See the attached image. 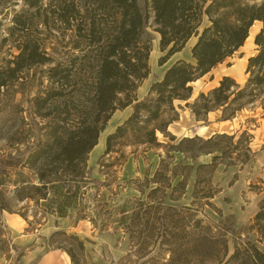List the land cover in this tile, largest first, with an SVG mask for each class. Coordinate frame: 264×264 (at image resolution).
I'll use <instances>...</instances> for the list:
<instances>
[{
	"label": "rangeland",
	"instance_id": "obj_1",
	"mask_svg": "<svg viewBox=\"0 0 264 264\" xmlns=\"http://www.w3.org/2000/svg\"><path fill=\"white\" fill-rule=\"evenodd\" d=\"M70 1L0 0V68L13 59L18 53L17 46L27 39L38 42L40 50L53 61L67 60L87 51L88 44L77 42L73 29H68L57 19V10L67 8ZM95 9L91 14L97 15L96 19L105 18L107 22L116 13L113 7ZM258 26L261 23H254L250 28L251 45L247 41L231 57L191 84L192 99L173 101L177 119L168 125L166 132L175 140L156 130L155 141L148 143L147 130L154 123L169 120L172 112L164 109L158 121L146 123V113L140 110L138 119L113 140L111 150L106 152V137L126 121L135 105L133 102L117 109L87 155L86 164L91 168V176L79 179L78 199L64 216L52 209L47 212L41 200L15 201L12 194L11 213L4 211L1 215L9 240L0 239V264H34L42 252L54 248L68 251L72 264H229L217 260L224 249V240L231 249L233 242H239L237 236H245L243 231L252 223L256 213L247 217L261 204L264 206V99L259 98L254 104L247 105L237 118L241 128H245L242 130L251 137L253 158L242 166L243 170H238V165L226 170L223 163L209 175L204 170L203 179L195 189L196 197L206 192V181L209 180V184L219 190L210 199L211 204L222 211V217L233 215L234 223L203 204L204 199L186 207L188 205L182 203L183 190L180 187L173 191L167 188V170L184 173L187 169L182 164L189 163L179 153L170 158L167 151L168 146L184 137L202 134L201 126L206 125L199 121H205V116L197 119L186 103L193 102L201 92L207 94L212 89L210 86L225 75L241 86L245 84L247 56L252 48L255 51L253 33L258 32ZM146 35L151 48L149 75L135 91L139 102L155 97L150 88L162 78L167 68V62L158 63L164 52L159 49V34L154 31L152 16ZM190 43L179 56L192 62L188 49ZM75 46L79 48L75 49ZM93 55L95 52L88 53V56ZM48 68L46 64L32 65L0 87V159H3L6 170H14L11 165L17 160H26L52 120L38 115L34 106V99L48 85ZM3 77L9 78V74L6 72ZM201 104L202 101L198 105ZM19 140L23 143L18 146L16 142ZM207 161L208 157L197 160ZM16 168L24 170L27 180L35 181L32 170L20 164ZM93 178L98 180V185H93ZM60 185L66 194L76 186L71 181ZM8 188L11 190L13 186ZM168 198L174 208L167 207ZM232 225L237 232L233 237L229 236ZM252 235V232L247 234L250 239H253ZM173 244L178 248V258L171 263L170 246ZM258 246L263 249L260 244Z\"/></svg>",
	"mask_w": 264,
	"mask_h": 264
},
{
	"label": "trees",
	"instance_id": "obj_2",
	"mask_svg": "<svg viewBox=\"0 0 264 264\" xmlns=\"http://www.w3.org/2000/svg\"><path fill=\"white\" fill-rule=\"evenodd\" d=\"M95 7H113L116 13L110 17V22L105 18L96 19L97 15L91 14ZM56 13L60 22L73 29L77 42L88 44L87 51L67 60L53 61L40 50L38 42L27 39L17 46L18 53L13 59L0 68L1 87L27 67L49 65L48 85L34 99V106L38 115L52 119L42 134V140L28 153L26 160H17L11 165L14 170H6L3 159H0V239H8V229L1 215L4 211L11 213L13 195L15 201L41 200L47 212L52 209L59 216H64L67 209L75 205L79 179L91 176V168L86 164L87 155L117 109L133 102L135 105L126 121L106 137V152L111 150L113 140L138 119L140 110L146 113V123L158 121L164 109L172 112L169 120L154 123L147 130L148 143L155 141L156 130L175 140L166 132L168 125L177 119L173 101L188 100L192 94L191 83L231 57L244 44L256 21L261 27L253 39L255 53L247 59L245 84L241 86L232 77L223 76L207 94L199 93L186 106L197 119L215 109H221L222 119H231L247 105L254 104L259 98L264 99V0H72L67 8H59ZM151 16L154 31L159 34V49L164 52L158 60L159 65L181 51L191 37H196V42L190 49L193 61L177 59L172 62L162 78L150 88L155 97L139 102L135 91L149 75L151 48L146 28ZM94 52L95 55L88 56ZM6 72L9 78L3 77ZM200 101L202 104L198 105ZM16 143L19 146L23 142ZM18 148L16 151L20 152ZM168 148L170 158L179 153L189 163L182 164L187 169L184 173L167 170V188L173 191L180 187L185 194L182 203L188 205L186 207L204 199L203 204L222 217V211L210 202L219 190L213 188L209 180L206 181V192L196 197L195 189L203 179L204 170L209 175L222 163L242 168L253 158L248 132L215 133L207 138L194 135L184 137ZM200 157H208V161L197 162ZM19 164L32 170L34 182L26 179L24 170L16 168ZM69 181L76 186L70 194L63 193L60 184ZM91 182L94 186L99 183L94 178ZM10 185L13 186L11 190ZM170 200L167 199V207L174 208ZM222 218L235 222L233 215ZM251 222L243 231L245 236H237L239 242H233L231 249L224 240V249L217 256L219 263L264 264L262 204ZM249 232H252L253 239L247 236ZM235 234L232 225L229 236ZM170 247L169 262L172 263L175 257L178 258V248L174 244Z\"/></svg>",
	"mask_w": 264,
	"mask_h": 264
},
{
	"label": "crops",
	"instance_id": "obj_3",
	"mask_svg": "<svg viewBox=\"0 0 264 264\" xmlns=\"http://www.w3.org/2000/svg\"><path fill=\"white\" fill-rule=\"evenodd\" d=\"M254 23H260L258 21L254 22ZM254 24L251 26L253 27ZM261 26H258V30L260 29ZM257 31V30H256ZM255 31V32H256ZM255 32L253 33V36L255 35ZM252 36V37H253ZM191 41V43L189 44V54H190V49L191 47L194 45V43L196 42V37H191L188 42L186 43L185 47L188 45V43ZM249 41V42H247ZM250 43L251 45V36H250V30H249V35L247 37V39L245 40L244 44L245 43ZM244 44L242 46H244ZM255 46V45H254ZM241 48V47H240ZM184 50V48L175 53L174 55H172L170 57V59L167 61V67L174 61H176L177 59H185L187 60L186 58H182L180 57L179 55L182 53V51ZM251 53V54H250ZM250 56L253 55L255 53V51L252 50L250 51ZM191 57V56H190ZM249 57V56H247ZM175 58V59H173ZM173 61L171 63L170 60ZM169 63V64H168ZM221 63H219L218 65H220ZM212 70V69H211ZM210 73V71H209ZM208 74V73H207ZM206 75V74H205ZM203 75V76H205ZM202 76V77H203ZM227 76V75H225ZM198 80V79H197ZM197 80L193 81L191 84L193 83H196ZM219 80H216L210 87H215L217 84H218ZM194 94V93H193ZM191 94V97L189 99H192V95ZM244 109L238 111L236 113V115L231 118V119H222L221 118V110L220 109H215V110H212V111H209L206 116H205V121L204 119L203 120H199L200 122L202 123H205L206 125H202L201 126V131H202V134L201 133H198L196 135L200 136V137H209L210 135L212 134H215V133H233V132H236V131H239V130H242V129H245V128H241V122L238 118V114L241 113ZM198 121V122H199ZM209 130V131H208ZM237 165H226V170H230L231 168L233 167H236ZM244 167H240L238 170H243ZM259 210V207H257L256 210H254L251 215H249L247 217V219L251 216H253L257 211ZM263 210H264V206H263ZM34 264H72V261H71V257L68 253V251H66L65 249H61V248H54V249H48L44 252H42L35 260V263Z\"/></svg>",
	"mask_w": 264,
	"mask_h": 264
}]
</instances>
